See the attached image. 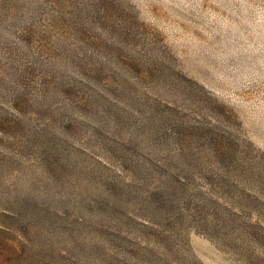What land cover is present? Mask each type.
I'll return each instance as SVG.
<instances>
[{"label": "rangeland", "instance_id": "374dc122", "mask_svg": "<svg viewBox=\"0 0 264 264\" xmlns=\"http://www.w3.org/2000/svg\"><path fill=\"white\" fill-rule=\"evenodd\" d=\"M0 264H264V0H0Z\"/></svg>", "mask_w": 264, "mask_h": 264}]
</instances>
